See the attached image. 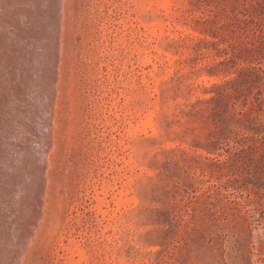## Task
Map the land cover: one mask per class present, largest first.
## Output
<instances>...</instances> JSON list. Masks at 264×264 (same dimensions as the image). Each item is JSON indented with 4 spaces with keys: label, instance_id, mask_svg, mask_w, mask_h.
<instances>
[{
    "label": "rangeland",
    "instance_id": "1",
    "mask_svg": "<svg viewBox=\"0 0 264 264\" xmlns=\"http://www.w3.org/2000/svg\"><path fill=\"white\" fill-rule=\"evenodd\" d=\"M65 2L58 97L27 101L53 152L31 138L19 264H264V0Z\"/></svg>",
    "mask_w": 264,
    "mask_h": 264
},
{
    "label": "bare ground",
    "instance_id": "2",
    "mask_svg": "<svg viewBox=\"0 0 264 264\" xmlns=\"http://www.w3.org/2000/svg\"><path fill=\"white\" fill-rule=\"evenodd\" d=\"M67 13L65 0H0V218L11 214L12 207L20 213L30 212L34 219L25 223V232L16 237L17 252L11 264H19L23 259L45 197L46 168L27 156L32 148L31 138L42 152L50 150V145L35 138L39 135L32 130L27 101L34 102L43 112L48 106L41 99L53 100L56 96L59 48L63 47L60 46ZM36 126L44 141L50 142L51 133L40 122ZM18 229L17 233H21ZM9 245L11 248V240Z\"/></svg>",
    "mask_w": 264,
    "mask_h": 264
}]
</instances>
